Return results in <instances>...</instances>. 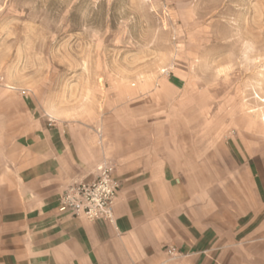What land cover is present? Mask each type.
I'll return each mask as SVG.
<instances>
[{
	"label": "crops",
	"instance_id": "1",
	"mask_svg": "<svg viewBox=\"0 0 264 264\" xmlns=\"http://www.w3.org/2000/svg\"><path fill=\"white\" fill-rule=\"evenodd\" d=\"M161 113L106 123L2 108L0 264H264V142L203 153ZM102 163L119 184L113 222L60 213Z\"/></svg>",
	"mask_w": 264,
	"mask_h": 264
},
{
	"label": "rangeland",
	"instance_id": "2",
	"mask_svg": "<svg viewBox=\"0 0 264 264\" xmlns=\"http://www.w3.org/2000/svg\"><path fill=\"white\" fill-rule=\"evenodd\" d=\"M261 97L264 0H0V115L162 111L204 153L264 142Z\"/></svg>",
	"mask_w": 264,
	"mask_h": 264
},
{
	"label": "built area",
	"instance_id": "3",
	"mask_svg": "<svg viewBox=\"0 0 264 264\" xmlns=\"http://www.w3.org/2000/svg\"><path fill=\"white\" fill-rule=\"evenodd\" d=\"M113 166L102 163L90 183H74L61 195L58 211L89 221L113 222V206L119 184L113 179Z\"/></svg>",
	"mask_w": 264,
	"mask_h": 264
},
{
	"label": "bare ground",
	"instance_id": "4",
	"mask_svg": "<svg viewBox=\"0 0 264 264\" xmlns=\"http://www.w3.org/2000/svg\"><path fill=\"white\" fill-rule=\"evenodd\" d=\"M258 100H259V101H258L259 103H261V104H263V105H264V97H261V98H259ZM260 116H261V115H260V114H258V117H260ZM255 119H256V118H255ZM260 121H262V118H261V120H260ZM260 121H259V122H260ZM263 121H264V119H263ZM260 123H261V122H260Z\"/></svg>",
	"mask_w": 264,
	"mask_h": 264
}]
</instances>
